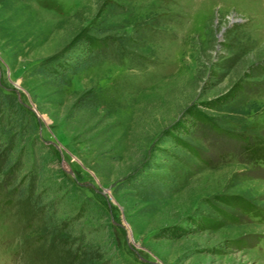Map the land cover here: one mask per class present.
<instances>
[{
	"label": "rangeland",
	"instance_id": "1",
	"mask_svg": "<svg viewBox=\"0 0 264 264\" xmlns=\"http://www.w3.org/2000/svg\"><path fill=\"white\" fill-rule=\"evenodd\" d=\"M84 37L88 69L40 73ZM0 92L30 113L0 137V264H264V0H0Z\"/></svg>",
	"mask_w": 264,
	"mask_h": 264
},
{
	"label": "trees",
	"instance_id": "2",
	"mask_svg": "<svg viewBox=\"0 0 264 264\" xmlns=\"http://www.w3.org/2000/svg\"><path fill=\"white\" fill-rule=\"evenodd\" d=\"M106 32L107 31H102L99 34L103 35V34H106ZM107 40H109V39L99 40V39H95L92 37H89V38L84 37L82 39H79V40H77V47H75L76 49L73 48L76 44L73 45V47H71V51H70V52H72L70 54L71 56L74 53L72 50L75 51V54L73 55V57L66 60L67 58L62 56V57L58 58L56 62H54L55 64L48 65V66H46L47 68L45 66H43L45 68L41 67L40 73L42 75L49 77V78L59 79L62 83H64V79L69 74H72V73L77 74V73H80L82 71H85L95 61H97L99 58H101L100 56H103L102 50H103L104 46L106 45ZM96 52H98V53H96ZM96 55H97V58L95 57ZM62 58H64V59L62 60ZM52 67H53V69H52ZM236 94H234L232 96L230 95L229 97H226V100L224 102H230V101L234 100L236 98L235 96H237ZM79 107L81 109L93 108L92 105L83 104V102H81V104H79ZM4 110H9V111H8V115L4 114L0 118V137L4 134L8 135L10 133L15 134V139L18 138V135L24 136L26 134V127H23V130L20 132L19 129L22 127L21 123L20 124L17 123L18 124L17 126H12L6 130H5V128L8 127V125H10L12 123L13 118H11V117H14L15 123H16L19 120L26 118V116H28V114H30V113H28L25 109L21 108L18 105L17 100L14 99L11 95H7V94L0 92V115L2 114V112ZM16 118H17V120H16ZM203 120H204V118L201 115H194L192 122L195 125H197V124H199V122H202ZM195 125H193V127ZM16 134H18L17 137H16ZM189 134L191 135L192 133L189 132ZM174 141L179 142L177 139ZM26 151H28V150L26 149L21 154H24V156H26V153H25ZM161 153L166 159L172 160V161L177 162V163L184 162V160L176 154L170 155V154H167V152H165V151H162ZM33 155H35L34 152H33ZM20 168H21V166L18 165L17 171H19ZM150 168L152 170V169H161L162 167L160 165H157V164H151ZM149 172H151V173L147 172V174H144V175L142 174L140 176V177H142L141 180H137L139 178L140 174L136 173V175L130 179L131 183L127 182L126 185H128L129 187L130 186L132 187L133 186L132 184H136V185L140 186V185H143L145 182H150L152 179L155 181L156 175H154V173H152V171H149ZM157 175H159V174H157ZM160 176H162V175H159V179L164 178V176H162L161 178H160ZM1 179L2 178L0 177V181H1ZM156 179H158V178H156ZM164 180L172 183V182H175L176 179H175V177L167 176L164 178ZM15 181H16V179L14 178L11 181L10 186L14 187V189H15L14 192L16 193V197L20 200H23L27 197L28 189H29L28 184L26 183L27 178L23 181H20L19 183L17 182L18 184L17 183L15 184ZM37 205L39 206V208H43L41 212H42L43 218L45 220H48V221L51 220L52 222H55V224L53 226H51L52 228H54L56 230H58V228H59V230L64 228V226H62V224L60 226H57V222L59 221V216H58V210L60 207L59 203L53 202L51 204H47L44 206V204H41V200H40V202ZM10 206H11V203H10ZM246 208L247 207H245L244 209H246ZM251 209H246L245 212H248ZM218 226H220V225H218ZM172 234L178 236L179 233H177V232L175 233V231L173 230ZM182 234H186V233L182 232Z\"/></svg>",
	"mask_w": 264,
	"mask_h": 264
}]
</instances>
